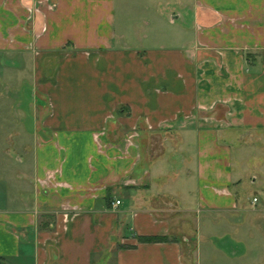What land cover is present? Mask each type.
Segmentation results:
<instances>
[{
	"label": "crops",
	"instance_id": "crops-1",
	"mask_svg": "<svg viewBox=\"0 0 264 264\" xmlns=\"http://www.w3.org/2000/svg\"><path fill=\"white\" fill-rule=\"evenodd\" d=\"M0 105L1 159L24 154L0 163V264L264 250L213 239L241 211L233 147L264 152V0H0Z\"/></svg>",
	"mask_w": 264,
	"mask_h": 264
},
{
	"label": "rangeland",
	"instance_id": "rangeland-1",
	"mask_svg": "<svg viewBox=\"0 0 264 264\" xmlns=\"http://www.w3.org/2000/svg\"><path fill=\"white\" fill-rule=\"evenodd\" d=\"M128 10L130 15L126 16L125 9H119V32L125 31L126 26L130 22L142 25V22L144 21V18L141 17V14L137 10H131V8ZM138 28H142V26ZM132 33H134V31ZM7 110L6 107H1L0 105V113H7ZM6 138L7 137L3 135V132L0 131V149L4 147V141H6ZM233 153V166L235 167V171L239 178L237 191L239 192L241 199V211L239 214L231 216L229 218L230 221L228 220L229 222L224 221L226 223H223V225L215 226L213 239L217 242L224 243H229L235 240L246 242L247 244H250V242H262L264 241V152L256 149L254 145H251L248 149L244 150L239 145H235L233 147ZM2 156L3 154L0 153V163H2V161L7 162L10 158L14 160L15 157H24V154H20L17 151L13 154L7 153L5 160H3V158L1 159ZM8 156H10V158H8ZM255 177L257 180L253 181V178ZM255 198L258 200L257 203H254ZM221 218L224 217L220 216L218 213L209 214V219L212 222L215 220L221 222L223 220ZM248 253L244 257L237 259L240 264H258L259 256H262L264 250H258L255 248L249 250ZM253 257L257 262H254ZM261 264H264V260H262Z\"/></svg>",
	"mask_w": 264,
	"mask_h": 264
},
{
	"label": "trees",
	"instance_id": "trees-1",
	"mask_svg": "<svg viewBox=\"0 0 264 264\" xmlns=\"http://www.w3.org/2000/svg\"><path fill=\"white\" fill-rule=\"evenodd\" d=\"M139 241L142 243H161V242H169V238L167 237H140Z\"/></svg>",
	"mask_w": 264,
	"mask_h": 264
},
{
	"label": "built area",
	"instance_id": "built-area-1",
	"mask_svg": "<svg viewBox=\"0 0 264 264\" xmlns=\"http://www.w3.org/2000/svg\"><path fill=\"white\" fill-rule=\"evenodd\" d=\"M257 202H258V200L255 198V199H254V203H257ZM115 204H116L117 206H120L121 202H120V201H117Z\"/></svg>",
	"mask_w": 264,
	"mask_h": 264
}]
</instances>
